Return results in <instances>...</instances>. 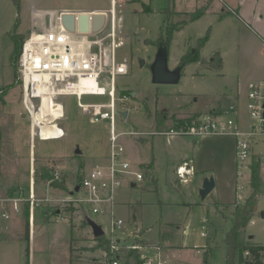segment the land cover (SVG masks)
<instances>
[{
  "label": "rangeland",
  "instance_id": "obj_1",
  "mask_svg": "<svg viewBox=\"0 0 264 264\" xmlns=\"http://www.w3.org/2000/svg\"><path fill=\"white\" fill-rule=\"evenodd\" d=\"M198 1V6L192 10L193 5L187 0H0V86H3L0 89L10 87L0 102V196L23 192L27 200L34 195L37 200L44 198L39 206L30 203L22 206V223L20 216H16V221L0 222L2 237L10 223L13 228L19 224L24 227L34 207L33 255L30 259L25 242L23 264H30L29 260L31 264H112L117 255L121 256L120 264H126L133 251L130 264H146L144 256L157 258V249L164 253V248L171 250L183 246L186 248L176 260L165 253L164 259L172 264H228L225 239L234 225L235 208L217 203L234 199L239 205L245 203V197L253 193L250 167L262 156H255L252 161L251 158L239 161L244 163L246 175L234 177L237 181L234 197L225 194L231 187L225 190L219 182L202 200L203 176L193 170L187 177L188 182H183L177 173L179 166L185 164V159L191 165L190 161L197 158L206 163V159L213 156L211 162L219 177L214 176L213 167L210 177L228 183L236 162L238 164L234 140L230 136H220L228 144L233 170L231 165H218L221 159L215 152L209 156H206L207 149L196 152L199 142L193 138L175 137L168 141L167 137L152 135V132L167 131L178 120L221 113L236 105L238 94L249 82L264 79V41L237 15L222 23L212 14L190 22V13L206 12L211 4L207 0ZM113 2L118 19V57L120 61L126 60L129 66V74L119 77L118 83L124 90L123 96H131L125 105L129 115L118 119L117 130L135 133L122 136L120 142L127 158L138 165L134 171L143 174L144 179L135 187L127 184L120 190L115 209H110L106 215H94L84 205L80 206L87 208L86 213L71 203L53 200L67 201L84 175L103 162L108 153L109 127L104 123L91 124L82 114L76 98L64 97L58 101L65 112L60 125L66 129L67 136L60 140H39L34 132L36 109L26 108L22 83L19 77L15 80L12 66L15 46L10 34L26 39L34 31L47 30L59 13L108 11ZM225 10L222 18L233 13L231 9ZM182 23V28L174 31ZM209 33L211 37L200 49L201 39ZM168 35L172 37L170 69L177 68L184 57H194V51L201 55V61L185 66L178 84H155L151 66L158 43L165 41ZM17 71L19 73V67ZM130 92L138 95L133 97ZM84 102H106V99L86 97ZM242 104L245 107L247 102ZM48 110L52 112L50 102L44 114L49 115ZM203 143L206 146L205 141ZM253 147L255 152L263 151L264 138ZM77 148L81 150L79 156L75 155ZM152 161L154 176L152 164H147ZM218 166H223V171ZM44 169L51 170L52 175L57 171L61 174L57 182L64 185V190L47 185L48 181L43 179ZM261 191L260 188L259 193ZM260 200L264 207V196ZM257 208L262 209L258 201ZM263 211H256L248 224L245 242L264 245ZM112 212L113 218L124 221L123 228L116 230V236L111 233ZM87 218L103 227L105 236L101 241L95 240ZM185 228L188 234L184 233ZM16 232L14 229L13 245L21 247ZM118 239L123 246L116 251L112 245H116ZM132 246L139 249L133 250ZM235 264H239V253Z\"/></svg>",
  "mask_w": 264,
  "mask_h": 264
},
{
  "label": "built area",
  "instance_id": "obj_2",
  "mask_svg": "<svg viewBox=\"0 0 264 264\" xmlns=\"http://www.w3.org/2000/svg\"><path fill=\"white\" fill-rule=\"evenodd\" d=\"M55 16L50 27L42 32L34 31L25 39L19 57V81L22 83L24 103L27 109H36L34 112L35 136L42 141L60 140L67 136L66 129L60 125L65 112L60 98L73 97L78 102L82 114L88 117L91 124H106L109 127L108 153L103 162L96 164L82 178L79 192H75L67 201L75 208L79 207L84 213L87 208L94 215H106L110 209L118 204V195L127 184L136 185L144 179V175L134 171L138 167L132 163L126 154L120 139L122 136L135 133L118 132L119 118H127L129 109L125 107L131 100L130 95L123 96L118 78L129 74L126 60L120 61L118 57V19L116 3L108 11H80L72 12L76 16L88 13L91 17V31L82 33L79 30L80 22L76 25V32L72 33L62 23V15ZM98 13H104L106 24L99 32L92 31V18ZM131 94V93H130ZM105 98L106 102L85 103L84 98ZM45 99L50 101V114L53 119L49 123L53 129L49 138L42 134L44 124L41 118L44 114ZM57 107V113L53 110ZM59 108V109H58ZM239 107L231 105L228 110L221 113L199 115L196 119L189 118L176 121L167 131L152 132V135H161L169 139L177 137H190L196 140L231 136L237 139L236 153L238 157V175L245 176L244 163L251 158L254 144L264 138V81L248 84L246 112L249 127L244 128L239 119ZM123 113H127L125 117ZM191 118V117H190ZM188 163L177 170L179 178L187 182ZM141 168V167H140ZM240 169V170H239ZM53 182L61 180L57 171L53 174ZM133 178V179H131ZM76 186V187H77ZM244 186H239L243 190ZM41 201L35 196L27 200L23 192L7 198H0V204H12L17 212L20 205L30 203L39 205ZM84 205L85 207H81ZM34 208V207H33ZM110 219L111 233L116 236V230L122 229L124 221ZM0 220H11L10 213L0 211ZM1 231V229H0ZM205 237V234L202 233ZM123 246L121 240L112 245V249L119 251ZM137 250L139 247L132 246ZM112 264H120L121 256L117 255ZM146 264H172L164 259L162 253L157 258L145 257Z\"/></svg>",
  "mask_w": 264,
  "mask_h": 264
},
{
  "label": "crops",
  "instance_id": "obj_3",
  "mask_svg": "<svg viewBox=\"0 0 264 264\" xmlns=\"http://www.w3.org/2000/svg\"><path fill=\"white\" fill-rule=\"evenodd\" d=\"M190 1H191V4L193 5L192 10H195V7L198 6L199 1L198 0H187V3H190ZM207 1H209L211 4L209 6V9L204 13V15L200 19L206 17L208 14H212V15L218 17V23H222L225 19L229 18L230 16L237 15V17L241 18V20H243L247 25H250V27L252 29H254L255 32H257V34L259 35V37L262 38V40L264 41V0H207ZM233 5H235L236 7H233ZM226 8L231 9L232 11H235L236 14L227 15V16L222 18L221 14H223V12L226 11L225 10ZM88 11H101L102 12V11H106V10H97L96 9V10H88ZM200 19H198V20H196L194 22H197ZM212 31H214V30L211 28V33H212ZM223 63H224V59H223ZM222 66H223V64L221 65V68H222ZM261 81H264V79L261 80ZM251 82H253V81H251ZM251 82H249V83H251ZM8 85L9 84H7L5 86H8ZM0 87H3V86H0ZM247 88H248V85L245 86V88L243 89L241 94H238V98L236 99V102H235V104L238 105V107H239L238 108L239 109V119H240V121L242 123V126L244 128H248L249 127L248 116L246 115L247 112H246V109H245L246 106L244 107L243 104H242L243 102L245 103V101L247 102ZM130 93H131V95H133L134 92H130ZM135 93H136L135 96H137L138 93L137 92H135ZM231 138L234 140V143H235L234 147L236 149V147H237V139L235 137H231ZM196 141L199 142V145L196 146V149L198 147L199 151H196V152L199 153V152H201L200 150L203 151V150L207 149L206 156H209L210 154H212V152H215L219 156V158L221 159L220 160L221 164H218V165H223V166H225V164H227L228 166L231 165L232 169L234 170V164L230 161V159L228 157L230 150H229L228 144L224 141L223 137H220V136L208 137V138H204V139H200V140H196ZM203 141H205L206 146L204 145ZM210 141L212 142V144H209ZM259 141H261V139L258 140L254 144V146H256ZM255 156L256 157L257 156H259V157L262 156V159H261V163H262L261 164V176H262V180H263L262 181V187H261L262 191L257 195L258 207H259V205H261L262 209L257 208V213H258L260 211H263V209H264V207L262 206L263 203L261 202L262 200H260L261 196H264V150L260 151V152H255L254 147H253L251 161L253 160V158H255ZM212 157L213 156L210 157V160L206 159V161H207L206 163H202L199 160V158L195 159L194 161H190L191 165L188 164L189 165L188 169L190 171H192V172L194 170V173H196V174L200 173L201 176H203L202 179H206L207 177H210V175H212L211 171L213 169L211 167H213L214 168V170H213L214 171L213 172L214 176L215 177H219L217 175V168L215 166H213L214 164H212V162H211ZM204 160L205 159H203V161ZM183 161H185L184 163H188L187 159H185ZM147 164H152V169H153L152 171H153V176H154V162L152 161V162L147 163ZM237 165L238 164L236 162L235 171L232 173L233 174L232 180L228 181V183L225 182L226 180H221V179L219 180L218 178H216V182H217L216 188L218 187L219 182L222 184V188L225 189V190H228V188L231 187V189L229 190L228 193L225 192L226 195L228 194V196H231V197H234L236 195L237 181L236 182L234 181V177L235 176L237 177V175H238ZM180 166H182V165H180ZM223 166H218V168H220L223 171ZM47 185L50 186V187H53V186H51L49 184V182H48ZM135 186L136 185H134V186L132 185V187H135ZM36 187H35V189H33L34 193H35ZM70 195H71V192H70ZM250 195H251V193L249 194V196ZM11 196L12 195H9V196H6V197H1L0 196V198H7V197H11ZM245 198L247 200L249 197H245ZM43 199H39V200L42 202ZM56 199L57 200H61V199H58V198H54L53 201H55ZM235 203H237L236 199H234L232 202H230V200L229 201L228 200L227 201L223 200V202L217 203V204L233 205ZM26 204H28V203H26ZM26 204L20 205V212H17L14 209V206L11 203L10 204H4V205L0 204V211L1 210H6V212L10 213L11 220H9V221H11V222L12 221H16V219H17L16 216H20L19 220H20V223H22L21 222L22 206L25 207ZM32 217H33V208L30 211V221H31V227H30L31 241H30V250H29L30 259H31L32 255H33V251L31 250V248H32V244H33V232L35 230V228H34V226L32 224ZM134 220H135L134 223L136 224V216H134ZM9 221H3V220L1 221L0 220V222H9ZM10 224L8 225L9 229L5 232V235L0 237V264H23V261L25 259V251H26V249H25V242L26 241H24L25 226L23 227V224H19V226H14L15 228H13V226L10 225ZM14 229L17 230V232H16L17 233V235H16L17 237L16 238L21 242L20 243L21 247H16V246L13 245V242L15 241L14 240L15 238L12 237ZM0 232H3V231H0ZM184 233L188 234L189 230H187V228H185L184 229ZM130 234H131V232H130ZM201 236H202V234H201ZM202 237H204V236H202ZM184 247L185 246H183V247H172L171 250L166 249L164 247L163 248H164V253L167 256H170L171 258L176 260L178 257H180L182 255V253L184 251ZM69 250H70V248H69ZM157 251H158V253L159 252L162 253V255L164 254L161 249H157ZM29 261H30V264H31V260H29Z\"/></svg>",
  "mask_w": 264,
  "mask_h": 264
},
{
  "label": "trees",
  "instance_id": "obj_4",
  "mask_svg": "<svg viewBox=\"0 0 264 264\" xmlns=\"http://www.w3.org/2000/svg\"><path fill=\"white\" fill-rule=\"evenodd\" d=\"M232 11V10H231ZM205 11H201L198 14L194 15V13H190L188 16L190 22H194L198 19H200L204 15ZM229 14V13H228ZM236 14L235 11L233 13L231 12L229 15ZM184 23H182L179 27L174 29V31H179ZM13 41H14V53L12 56V66L14 69V75L15 80L19 77L18 73V62L19 57L22 52V47L25 39L22 36L16 35L15 33L10 34ZM210 37V33L201 39V44L199 45V48L201 49L204 47L205 43L208 41ZM171 36L168 35L165 40L168 41V44L170 45ZM194 57L188 59L183 58L180 65H189L191 63L199 62L201 61V55L197 53V51L193 52ZM221 67V66H220ZM10 87H5L0 89V102L3 101V96L5 92ZM160 115V114H159ZM199 115H194L193 117L189 118V120L196 119ZM161 117V116H160ZM261 159H258L254 165H252L251 173H252V188L253 193L250 195V197L245 201L244 204L239 205L238 203H235L233 205H224L228 207H234V225L233 228L228 232L225 243L227 248V263L228 264H235V258L237 257V254L239 253V264H264V245L261 244H252L250 242H245L244 236H245V230L254 217L255 212L257 211V195L259 194L261 185H262V176H261ZM51 170L44 169L43 173V179L49 181H52L54 179V176L51 173ZM52 186L58 189L64 190V185L62 183L53 182ZM25 241L28 243L27 253L29 254L30 250V241H31V235H30V227H31V221L30 216L25 221ZM103 238L95 239L96 241H101ZM134 255V251L130 253L128 256L129 259L132 258ZM129 259H127L126 264H130Z\"/></svg>",
  "mask_w": 264,
  "mask_h": 264
},
{
  "label": "water",
  "instance_id": "obj_5",
  "mask_svg": "<svg viewBox=\"0 0 264 264\" xmlns=\"http://www.w3.org/2000/svg\"><path fill=\"white\" fill-rule=\"evenodd\" d=\"M15 2H17V0H15ZM77 21L78 23L80 22V32L89 33L91 31V17L88 13H82L76 16L75 13L66 12L62 15L63 25L67 30L72 33L76 32ZM92 24L93 32L101 31L106 24V16L104 15V13H98L94 15L92 18ZM169 50L170 45L168 44L167 40L160 42V44L158 45L156 58L153 65L151 66L153 82L155 84L175 85L178 84L181 79L182 71L185 65H179L175 69H170ZM135 94L136 93L134 92L132 96L134 97ZM123 115L126 117L127 113H123ZM75 155H81V150L79 148H77V150L75 151ZM216 186V179L213 176L207 177L204 180V183L200 190L202 200H205L215 190ZM79 190L80 186H77L74 191L71 192V195H73L75 192H79ZM261 216L262 218H264V211L261 213ZM86 221L88 225L92 228L93 236L95 239H99L105 236V231L103 227L99 225L96 221L89 218H87ZM250 239L253 238L250 237Z\"/></svg>",
  "mask_w": 264,
  "mask_h": 264
},
{
  "label": "bare ground",
  "instance_id": "obj_6",
  "mask_svg": "<svg viewBox=\"0 0 264 264\" xmlns=\"http://www.w3.org/2000/svg\"><path fill=\"white\" fill-rule=\"evenodd\" d=\"M48 102H50L48 99H45V102H44V105L46 106L47 105V103ZM45 106H44V108H45ZM43 108V109H44ZM59 109V108H58ZM55 110V113H57L56 111V109H54ZM51 116V114L49 113V115L48 114H43V116H42V118L40 119L41 120V122H42V124H44L45 126H43V129H42V134H43V136L47 139V138H49L50 136L49 135H51L52 134V132H53V129L50 127V126H48V124L49 123H52L51 121H52V117H50Z\"/></svg>",
  "mask_w": 264,
  "mask_h": 264
},
{
  "label": "flooded vegetation",
  "instance_id": "obj_7",
  "mask_svg": "<svg viewBox=\"0 0 264 264\" xmlns=\"http://www.w3.org/2000/svg\"><path fill=\"white\" fill-rule=\"evenodd\" d=\"M162 42V41H161ZM160 44V42L158 43V45ZM157 54V53H156Z\"/></svg>",
  "mask_w": 264,
  "mask_h": 264
}]
</instances>
